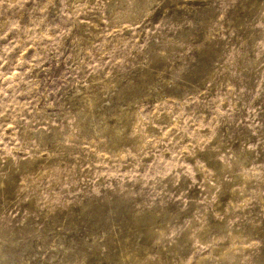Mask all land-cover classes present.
<instances>
[{
    "label": "rangeland",
    "instance_id": "obj_1",
    "mask_svg": "<svg viewBox=\"0 0 264 264\" xmlns=\"http://www.w3.org/2000/svg\"><path fill=\"white\" fill-rule=\"evenodd\" d=\"M0 264H264V0H0Z\"/></svg>",
    "mask_w": 264,
    "mask_h": 264
}]
</instances>
